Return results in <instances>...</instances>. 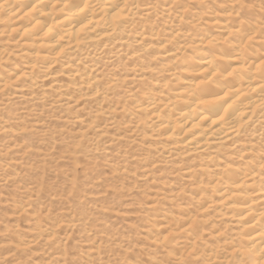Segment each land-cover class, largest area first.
<instances>
[{
    "label": "bare ground",
    "instance_id": "6f19581e",
    "mask_svg": "<svg viewBox=\"0 0 264 264\" xmlns=\"http://www.w3.org/2000/svg\"><path fill=\"white\" fill-rule=\"evenodd\" d=\"M218 2L0 0V98L18 105L27 98L49 106L66 101L81 111V90L99 93L96 80L103 76L98 64L124 56L133 78L121 77L122 84L138 83L141 98L128 96L129 111L123 106L107 112L127 119L123 129L130 137L143 125L154 138L159 151H151L160 161L147 165L142 178L154 184L152 171L163 173L169 163L196 191L187 201L179 190L181 201L195 208L192 212L182 204L163 212L150 201L148 240L176 264H264V0ZM138 51L155 53L159 69L149 72V89L142 75L135 81L142 71L135 63ZM112 81L107 85L114 86L117 80ZM22 110V117L30 112ZM4 125L0 133L10 137L12 128ZM11 165L4 166L5 172ZM4 178L6 185L13 183ZM160 195L156 191L152 200ZM28 205L16 207L18 219L39 223ZM211 213L228 220L235 234L226 235V224L210 223L205 229ZM72 226L59 221L45 231L46 242H55ZM207 231L212 245L198 250V239ZM220 248L226 256L218 257ZM93 249L99 255L100 248ZM61 254L57 259L62 261Z\"/></svg>",
    "mask_w": 264,
    "mask_h": 264
},
{
    "label": "rangeland",
    "instance_id": "374dc122",
    "mask_svg": "<svg viewBox=\"0 0 264 264\" xmlns=\"http://www.w3.org/2000/svg\"><path fill=\"white\" fill-rule=\"evenodd\" d=\"M169 27L166 26L167 32ZM131 43L133 41L128 45ZM134 46L131 50L137 51ZM130 51L125 54L128 56ZM137 55L140 59L135 63L142 71L136 73L135 81L142 75L149 89L152 83L149 72L157 73L155 68L159 69L154 66L157 64L153 62L155 53L138 51ZM107 60L115 61L98 64L103 76L96 80L99 93L90 96L92 93L88 90H81L78 94L81 99L77 106L83 108L81 111L66 101L49 106L38 98H27L18 105L14 103L18 101L0 98V129L6 123L13 132L10 137L0 133V264L63 261L66 264H150L151 260L176 264L164 248L148 240L147 225L152 219L148 207L154 201L163 212L176 208L177 204L185 207L191 202L184 204L179 190L186 193L187 201L196 197V191L186 184L181 173L174 174L176 170L169 169V163L164 165L163 173L152 171L154 184L145 183L142 176L147 165L160 161L152 152L157 148L154 138L145 134L143 125L137 129L136 136L130 137L123 129L127 119L107 112L110 107L120 112L123 106L129 111L128 96L141 98L138 83L125 81L122 84L124 78L121 77L131 75L128 79L133 78L124 56L104 61ZM112 80H117L114 86L107 85ZM22 107L30 111L23 117L20 115ZM99 109L102 112L96 113ZM22 145L33 152L25 153ZM10 163L12 170L5 172L4 166ZM5 176L13 183L6 185L2 181ZM167 190L170 197L161 199ZM156 191L162 195L152 200L156 198ZM175 194L176 198L171 196ZM27 203L30 214H36L39 223L18 219L16 209ZM187 209L192 212L195 208L188 205ZM209 217L212 218L205 223V229L210 223L221 228L228 221H221L213 213ZM202 219L200 215L198 227ZM59 221L72 224L73 229H66L65 234L59 232L54 239L56 243H47L45 231L55 228ZM228 223L226 235H234L235 232L230 231L233 225ZM211 245L207 231L198 239L197 247L207 250ZM94 247L100 248L99 255L95 254ZM217 251L218 257L226 256L221 248ZM60 253L65 254L61 256L62 261L57 259ZM202 261L194 264H202Z\"/></svg>",
    "mask_w": 264,
    "mask_h": 264
}]
</instances>
